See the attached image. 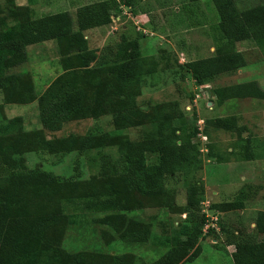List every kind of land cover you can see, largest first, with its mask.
Returning a JSON list of instances; mask_svg holds the SVG:
<instances>
[{
    "label": "rangeland",
    "instance_id": "374dc122",
    "mask_svg": "<svg viewBox=\"0 0 264 264\" xmlns=\"http://www.w3.org/2000/svg\"><path fill=\"white\" fill-rule=\"evenodd\" d=\"M100 1L103 0H0V28L17 23L9 17L12 9L28 7L36 17L62 11L76 17L81 7ZM261 4L264 0H236L242 13H250ZM219 22L214 0H135L134 7L122 6V12L113 16L111 24L85 32L89 48L97 50L99 56L93 67L102 60H121L123 36L138 40L145 56H156L157 72L146 76L134 91H126L128 96L136 97L141 113L150 118L155 105L177 102L190 125H198L202 132L210 134L207 139L203 133L198 136L201 161L196 169L185 167L167 177L165 186L169 192L158 201L143 199L130 190L123 169L125 140L137 141L155 133L156 123L143 120L137 126L117 129L113 115L107 113L98 119L70 121L59 131L48 130L39 97L65 76L63 60L75 53H69L65 45L55 40L28 47V61L12 72L20 83L11 103L6 101L8 90L0 89V154L10 156L27 170L42 169L62 178L61 182L72 179L79 184L76 196L70 198L65 192L56 201L51 213L58 220L41 240V264H120L116 258L121 256L126 260L123 264H131L135 257L146 263L156 261L186 237L179 229L187 218L184 209L193 182L205 188L198 213L220 216L224 229L218 245L212 236L202 238L201 255L184 264H234L235 247L226 244L228 232L241 230L247 237L264 240L253 224L264 212V99H237L219 106L213 93L215 87L252 81L264 90V53L254 38L238 43L236 48L244 54L247 66L205 86L196 85L186 69L188 62L210 58L219 45L226 43ZM78 74L82 80V74ZM24 85H32L35 100H28L24 92L20 94ZM232 116H237L239 126L246 127L243 137L250 138L254 160L244 158L241 145L245 142L238 132L207 126L209 120ZM70 135L80 139L93 136L94 147L67 155L40 149V142L60 144ZM241 192L246 201L244 210L222 215L212 211L213 204L232 201ZM107 199L128 208L136 207L137 201L143 199V206L130 211L121 222L113 219L111 224H104L105 217L116 212L95 208ZM161 201L165 203L160 205ZM0 210L6 217L11 215L6 202H0ZM137 223L145 231L150 229L145 242L137 241L134 234H126Z\"/></svg>",
    "mask_w": 264,
    "mask_h": 264
},
{
    "label": "trees",
    "instance_id": "16d2710c",
    "mask_svg": "<svg viewBox=\"0 0 264 264\" xmlns=\"http://www.w3.org/2000/svg\"><path fill=\"white\" fill-rule=\"evenodd\" d=\"M214 3L220 20L219 30L226 43L219 45L212 57L187 63L186 69L198 86H205L221 75L236 73L247 66L244 54L236 48L238 43L254 38L264 53V4L250 13H242L236 0H214ZM122 6L134 7L135 0H103L85 5L77 11L76 17L68 11L36 17L28 7L12 9L9 17L17 23L0 28V89L8 90L6 101L11 103L20 83L12 72L28 61L29 46L52 40L65 45L69 53H75L63 60L66 74L39 97L45 127L59 131L70 121L98 119L107 113L113 115V125L117 129L137 126L143 120L156 123L155 133L137 141L125 140L123 169L130 190L143 199L158 201L169 192L165 186L167 177L175 176L185 167L196 169L201 161L198 136L203 133L208 137L210 134L202 132L198 125H190L177 102L155 105L149 118V114L141 113L136 97L126 94V91L140 87L142 80L154 75L159 68L156 56H145L138 40L123 36L120 61L102 60L98 66H92L99 56L97 50L89 48L85 32L111 24L113 16L122 12ZM2 23L5 25L4 21ZM78 73L82 74V80ZM33 90L32 85H24L20 94L24 92L23 95L33 101L36 99ZM213 93L219 106L237 99H264V90L255 81L215 87ZM207 126L238 132L241 141L245 142L241 145L244 158L254 160L250 138L243 137L247 129L239 126L237 116L212 119ZM93 139V136L80 139L70 135L60 144L51 140L40 142V149L65 155L83 152L94 147ZM209 147L213 150L212 145ZM61 181L62 178L48 171L27 170L10 156L0 154V202L8 203L11 213L6 217L0 210V264H41L38 258L41 240L46 230L58 220L56 214L51 213L55 211L56 201L65 192L70 198L78 193V182L72 179ZM204 193V185L199 182L189 186L184 209L187 218L179 229L180 234L186 236L184 239L175 242L154 262L146 263L135 257L131 264H184L201 255L202 238L212 236L218 245L221 233L214 229L205 233L207 218L198 213ZM143 199L138 200L133 208L107 199L95 210L116 212L101 220L104 224H111L113 219L121 222L130 211L142 209ZM244 199L241 192L232 201L213 204L212 211L221 215L240 212L246 206ZM164 203L161 201L160 205ZM168 205L171 202L168 201ZM218 223L222 232L224 226L220 216ZM140 224L126 234H134L137 241L145 242L150 229L147 227L145 231ZM255 224L257 232L264 235V212L259 213ZM244 233L241 230L228 232L226 237L227 246L235 247L232 254L234 264H264V240L257 241L253 235L247 237ZM116 260L120 264L126 262L123 256Z\"/></svg>",
    "mask_w": 264,
    "mask_h": 264
},
{
    "label": "built area",
    "instance_id": "2783aa9c",
    "mask_svg": "<svg viewBox=\"0 0 264 264\" xmlns=\"http://www.w3.org/2000/svg\"><path fill=\"white\" fill-rule=\"evenodd\" d=\"M202 135V134H200ZM206 139L207 137L204 136ZM206 217H207V222L204 228L205 233H208L210 229H214L216 232H221V227L218 223L219 221V216H210L207 212H206Z\"/></svg>",
    "mask_w": 264,
    "mask_h": 264
},
{
    "label": "crops",
    "instance_id": "0c3cea01",
    "mask_svg": "<svg viewBox=\"0 0 264 264\" xmlns=\"http://www.w3.org/2000/svg\"><path fill=\"white\" fill-rule=\"evenodd\" d=\"M253 224H255V223H253ZM214 242H215V240H213Z\"/></svg>",
    "mask_w": 264,
    "mask_h": 264
},
{
    "label": "clouds",
    "instance_id": "9594fccd",
    "mask_svg": "<svg viewBox=\"0 0 264 264\" xmlns=\"http://www.w3.org/2000/svg\"><path fill=\"white\" fill-rule=\"evenodd\" d=\"M215 242H216V240H215Z\"/></svg>",
    "mask_w": 264,
    "mask_h": 264
}]
</instances>
